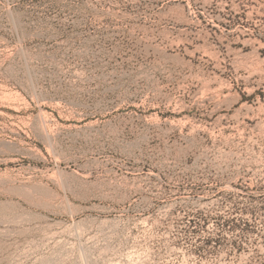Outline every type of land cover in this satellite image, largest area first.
Listing matches in <instances>:
<instances>
[{"label": "rangeland", "instance_id": "rangeland-1", "mask_svg": "<svg viewBox=\"0 0 264 264\" xmlns=\"http://www.w3.org/2000/svg\"><path fill=\"white\" fill-rule=\"evenodd\" d=\"M0 264H264V0H0Z\"/></svg>", "mask_w": 264, "mask_h": 264}, {"label": "bare ground", "instance_id": "bare-ground-1", "mask_svg": "<svg viewBox=\"0 0 264 264\" xmlns=\"http://www.w3.org/2000/svg\"><path fill=\"white\" fill-rule=\"evenodd\" d=\"M228 86V85H227ZM227 88V87H226ZM77 163V162H75ZM78 167H73L71 164H68L67 166V170H69L70 172L74 173L75 175L78 176V178L81 179H87L90 178L91 174L89 172L83 171L81 169L80 165H77ZM60 173H62V170L60 171Z\"/></svg>", "mask_w": 264, "mask_h": 264}]
</instances>
